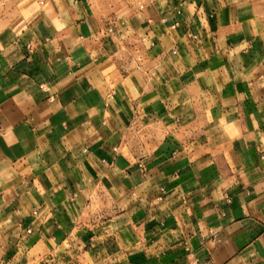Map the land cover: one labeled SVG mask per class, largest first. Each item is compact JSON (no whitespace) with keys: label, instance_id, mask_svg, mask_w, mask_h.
<instances>
[{"label":"crops","instance_id":"0c3cea01","mask_svg":"<svg viewBox=\"0 0 264 264\" xmlns=\"http://www.w3.org/2000/svg\"><path fill=\"white\" fill-rule=\"evenodd\" d=\"M0 0V264H264V0Z\"/></svg>","mask_w":264,"mask_h":264},{"label":"rangeland","instance_id":"374dc122","mask_svg":"<svg viewBox=\"0 0 264 264\" xmlns=\"http://www.w3.org/2000/svg\"><path fill=\"white\" fill-rule=\"evenodd\" d=\"M121 1H126L130 3V8L133 10L139 9L143 7L145 4L152 2L154 0H121ZM127 3V4H129Z\"/></svg>","mask_w":264,"mask_h":264}]
</instances>
